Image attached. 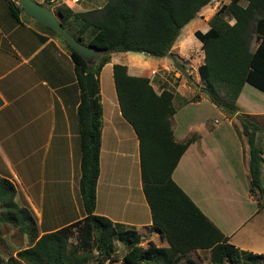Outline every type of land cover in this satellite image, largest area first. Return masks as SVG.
Instances as JSON below:
<instances>
[{
    "label": "trees",
    "instance_id": "obj_1",
    "mask_svg": "<svg viewBox=\"0 0 264 264\" xmlns=\"http://www.w3.org/2000/svg\"><path fill=\"white\" fill-rule=\"evenodd\" d=\"M210 1L106 0L102 7L84 12L56 7L53 14L69 35L84 45L104 51L90 65L54 30L34 21L58 37L73 62L79 90L75 109L79 145L77 187L83 216L39 234L31 211L15 202L13 183L0 177V224L16 228L26 238V245L0 259V264H87L93 258L96 264L112 263L118 261L113 255L114 239L126 247L122 264H200L190 255L196 250H207L210 264H247L244 260L255 263L264 258V253L251 254L229 243L173 181L172 171L196 135L175 140L172 93L168 90L155 93L147 77L129 75L125 65L119 63L112 64L111 77L119 113L137 139L141 191L150 214V224L144 229L155 232L166 245L147 240L142 246V236L134 229L93 212L101 128L98 94L101 66L108 61L110 52L131 51L158 58L172 56L169 49L181 27ZM7 4L14 18L22 12L14 0H7ZM224 17L233 18V23L228 24ZM208 25L204 32H193L203 53L202 62L197 66L202 83L200 91L231 120L246 146L249 192L257 197L256 204L264 207V183L260 177L262 144L256 139L257 132L263 129L249 115L238 111L235 103L243 83L264 93V0H228L216 8ZM252 42L256 44L254 48H251ZM86 73L93 75L90 98L84 88ZM197 99L193 95L189 101ZM73 229L75 242L70 243Z\"/></svg>",
    "mask_w": 264,
    "mask_h": 264
},
{
    "label": "crops",
    "instance_id": "obj_2",
    "mask_svg": "<svg viewBox=\"0 0 264 264\" xmlns=\"http://www.w3.org/2000/svg\"><path fill=\"white\" fill-rule=\"evenodd\" d=\"M34 1L53 13L59 6L70 12L98 9L106 0ZM212 1L179 30L169 49L176 59L190 61L199 57V51L202 53L201 43L192 39L193 32L206 31L216 8L228 2L220 0L211 5ZM26 16L22 11L14 18L7 0H0V177L13 183L15 202L31 211L41 234L83 216L77 187L79 145L75 109L79 90L73 62L61 41ZM224 19L228 24L234 21L231 17ZM108 56L98 72L101 128L93 212L142 233L141 244L150 240L165 246L166 242L160 241L155 232L144 229L150 224V214L141 191L137 139L119 113L111 66L119 63L125 65L127 74L147 77L155 93H172V103L178 98L182 100L190 87L184 78L175 86L170 82L174 67L167 62V56L158 58L131 51L110 52ZM198 99L203 98L198 94ZM235 103L238 111L249 115L264 130L263 92L243 83ZM213 110L226 118V125L203 118L194 126L176 118V111L172 115L175 140L190 134L196 137L179 157L171 177L229 243L244 252L263 254L264 207L258 206L256 196L249 192L247 153L231 120L215 106ZM263 130L256 134L262 144L260 176L264 168ZM204 186L214 187L209 196L217 204L220 205V198L225 204L232 203L231 211L223 214L216 208L201 206L197 194L204 192ZM195 253L206 256V261L199 257L201 264H210L207 250ZM244 261L264 264V258L255 263Z\"/></svg>",
    "mask_w": 264,
    "mask_h": 264
},
{
    "label": "rangeland",
    "instance_id": "obj_3",
    "mask_svg": "<svg viewBox=\"0 0 264 264\" xmlns=\"http://www.w3.org/2000/svg\"><path fill=\"white\" fill-rule=\"evenodd\" d=\"M220 0H214L211 2V5L214 4L215 2H218ZM192 39L196 42L198 40L192 35ZM254 47V42L251 43V48ZM167 55V62L172 64L174 69L171 71L170 74V82L175 86L176 83L181 81V78L186 79L185 83L189 85V91L184 95L183 101L181 98H178L174 103L173 106L175 107L176 113V118L184 119L186 122H191L194 124V126L197 124V122L201 119H209V121H217L220 125H226V118L222 119L220 114H218L215 110H213V105L211 102L206 98L203 92H200V87L202 86L201 80L198 78L197 72H196V67L197 65L201 62L202 60V53L199 51V57L195 59H191L190 61H183L176 59L175 56ZM97 60V59H96ZM154 70L157 72V69L154 68ZM146 71L143 70L142 72L144 73ZM150 71V70H149ZM154 71V72H155ZM177 72L178 75L175 76L173 73ZM200 95V98L203 99H198V101H191V103H181L184 101H189L190 98L193 95ZM255 101H258L257 97L254 98ZM214 121V122H215ZM232 126V125H231ZM233 127V126H232ZM238 127V126H237ZM264 131V130H263ZM245 151H246V146L243 144ZM261 181L264 182V168H261ZM204 186V192L201 193V191L197 194V200L199 204L203 207L209 206L212 209L216 208V211H219L221 213H225L227 210L231 211V204L232 203H226L223 198L221 199L220 205L217 204V202L213 201L211 197L209 196L210 189L213 190V186ZM200 189L198 188V191ZM212 192V191H211ZM213 193V192H212ZM257 198V197H256ZM259 200V199H258ZM260 201V200H259ZM217 206H215V204ZM221 204L223 206H221ZM200 206V207H201ZM242 206V205H241ZM243 207V206H242ZM239 208V207H238ZM72 234L69 238L70 243L75 242V236H76V231L75 229L72 230ZM140 231V230H138ZM140 236H142V233L138 232ZM143 240V239H142ZM142 242V241H141ZM113 250L114 253L113 255L117 258L118 261L109 263L107 261H103L100 264H122L121 262V256L123 252L125 251L126 247L123 243H121L118 239H114L113 242ZM26 245V238L24 235L20 234L16 228L8 225V224H0V259H4L6 255L8 254H14L15 251L18 248H22ZM145 246L144 244H141ZM193 259H195L197 262H199V257L202 258L204 261H206V256L203 254L197 255L195 252L190 254ZM200 263V262H199ZM87 264H96L95 259H91L88 261ZM201 264V263H200Z\"/></svg>",
    "mask_w": 264,
    "mask_h": 264
},
{
    "label": "water",
    "instance_id": "obj_4",
    "mask_svg": "<svg viewBox=\"0 0 264 264\" xmlns=\"http://www.w3.org/2000/svg\"><path fill=\"white\" fill-rule=\"evenodd\" d=\"M20 5L25 15L33 19L34 21L49 27L54 30L84 61L87 65H90L95 61L104 51L96 49L95 47L84 45L77 41L74 37L69 35L66 29L61 26L55 15L50 9L34 0H14ZM93 86V75L86 73L84 76V88L88 98L91 97ZM0 99V105H1ZM89 108L92 107V100L89 99ZM91 142V139H89ZM264 199V198H263Z\"/></svg>",
    "mask_w": 264,
    "mask_h": 264
}]
</instances>
